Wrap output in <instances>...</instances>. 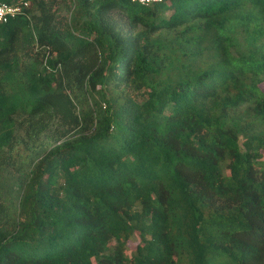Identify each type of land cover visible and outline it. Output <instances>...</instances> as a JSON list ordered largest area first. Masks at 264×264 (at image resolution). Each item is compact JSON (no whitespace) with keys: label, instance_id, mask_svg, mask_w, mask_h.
Returning <instances> with one entry per match:
<instances>
[{"label":"trees","instance_id":"1","mask_svg":"<svg viewBox=\"0 0 264 264\" xmlns=\"http://www.w3.org/2000/svg\"><path fill=\"white\" fill-rule=\"evenodd\" d=\"M27 1L0 23V264H264V0Z\"/></svg>","mask_w":264,"mask_h":264},{"label":"built area","instance_id":"2","mask_svg":"<svg viewBox=\"0 0 264 264\" xmlns=\"http://www.w3.org/2000/svg\"><path fill=\"white\" fill-rule=\"evenodd\" d=\"M68 2H93L95 0H65ZM133 3L141 6H150L158 4L162 0H130ZM29 3L27 0H14L12 3L0 4V23L5 24L9 20L14 19L18 16H28L27 10Z\"/></svg>","mask_w":264,"mask_h":264},{"label":"rangeland","instance_id":"3","mask_svg":"<svg viewBox=\"0 0 264 264\" xmlns=\"http://www.w3.org/2000/svg\"><path fill=\"white\" fill-rule=\"evenodd\" d=\"M139 243V238L137 235H134L128 243L127 253L132 254L135 250L136 245Z\"/></svg>","mask_w":264,"mask_h":264}]
</instances>
